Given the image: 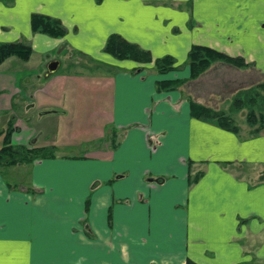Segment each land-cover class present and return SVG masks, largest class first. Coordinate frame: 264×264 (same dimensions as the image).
<instances>
[{
	"label": "crops",
	"instance_id": "0c3cea01",
	"mask_svg": "<svg viewBox=\"0 0 264 264\" xmlns=\"http://www.w3.org/2000/svg\"><path fill=\"white\" fill-rule=\"evenodd\" d=\"M33 13L60 18L66 35L34 32ZM112 33L179 67L114 58L103 50ZM0 41L34 50L0 64V133L13 121L16 145L78 151L6 171L36 193L0 173V264H264V134L191 114V100L230 112L239 91L264 81V0H0ZM197 44L248 65L216 61L158 91L159 80L190 77ZM64 51L117 69L84 70L72 54L61 69ZM110 127L115 147L99 142ZM190 161L203 172L192 184Z\"/></svg>",
	"mask_w": 264,
	"mask_h": 264
},
{
	"label": "trees",
	"instance_id": "16d2710c",
	"mask_svg": "<svg viewBox=\"0 0 264 264\" xmlns=\"http://www.w3.org/2000/svg\"><path fill=\"white\" fill-rule=\"evenodd\" d=\"M101 2L102 0H97ZM31 26L34 32H40L52 37H63L67 33V28L60 18L43 14L33 13L31 16ZM106 53L120 60H134L142 64L154 62V69L162 74L177 69L176 58L173 55H165L154 58L152 52L139 45L129 41L119 33H112L103 49ZM33 47L27 41H0V64L8 58L16 56L22 60H29L33 54ZM84 58L79 65L82 68L94 72H107L113 74L116 66L97 60L90 55L80 52ZM223 61L236 67L243 68L248 65L241 56H232L221 50L208 45H194L188 54L187 64L190 66L189 78L162 79L157 81V90L170 91L179 88L188 79L198 78L214 62ZM75 64V63H74ZM78 66V63L75 64ZM143 67L132 69L133 73L142 70ZM247 108L246 121L249 125L250 135L264 134V81L237 93L233 101L232 111H239ZM191 114L207 121H212L218 126L239 133L241 128L237 125L235 118L225 110L214 109L210 106L191 100ZM13 121L0 133V173L4 176L8 185L12 189L24 188L25 191L36 193L37 191L29 186L22 185L19 181H11L7 175V170L15 166H32L37 160L52 158L58 156V148L54 145L39 146L33 144L31 147L16 145L12 142V133L14 131ZM119 131L115 127L108 128L106 136L99 140L100 144L110 142L112 147L117 145ZM189 182L192 184L203 174L201 170L193 171V162L190 161ZM90 199L86 201V214L89 212ZM87 219L83 220L84 227L88 236H92L87 224ZM187 264H198L189 260Z\"/></svg>",
	"mask_w": 264,
	"mask_h": 264
},
{
	"label": "rangeland",
	"instance_id": "374dc122",
	"mask_svg": "<svg viewBox=\"0 0 264 264\" xmlns=\"http://www.w3.org/2000/svg\"><path fill=\"white\" fill-rule=\"evenodd\" d=\"M64 53H65V51H64ZM64 53H62V54H64ZM62 54H59L58 52L55 53V56H59L61 58V60L63 61L61 69H63V68L68 66V62L70 60L68 59L67 55H69V54L70 55L72 54L71 57H74L73 60L78 62V66L77 67L82 68L79 65V63H82V59L84 58L81 54H74L73 51L69 52V54L68 53H65L64 55H62ZM64 61H65V63H64ZM77 67H76V69H77ZM82 69L87 70L85 68H82ZM247 111H248L247 108H243L242 110L230 111L229 113L235 118V121H236L237 125H239L241 128L245 127V129H247V128H249V125L247 124V121H246ZM58 150H59V153L62 154V155H72V154H75V153L78 152L76 149L69 148V147L59 148ZM18 177L19 178H15L18 181L24 179V175L23 174H20V175L18 174ZM11 181H15V180L11 179Z\"/></svg>",
	"mask_w": 264,
	"mask_h": 264
},
{
	"label": "water",
	"instance_id": "95a60500",
	"mask_svg": "<svg viewBox=\"0 0 264 264\" xmlns=\"http://www.w3.org/2000/svg\"><path fill=\"white\" fill-rule=\"evenodd\" d=\"M59 65H60V61L59 60H52L48 64L47 75H50L51 73L55 72L58 69Z\"/></svg>",
	"mask_w": 264,
	"mask_h": 264
}]
</instances>
